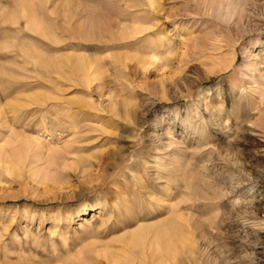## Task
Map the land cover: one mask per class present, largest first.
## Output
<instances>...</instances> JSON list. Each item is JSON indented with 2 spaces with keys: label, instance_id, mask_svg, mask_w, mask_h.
Returning <instances> with one entry per match:
<instances>
[{
  "label": "rangeland",
  "instance_id": "rangeland-1",
  "mask_svg": "<svg viewBox=\"0 0 264 264\" xmlns=\"http://www.w3.org/2000/svg\"><path fill=\"white\" fill-rule=\"evenodd\" d=\"M262 62L264 0H0V264H264L184 185L264 177Z\"/></svg>",
  "mask_w": 264,
  "mask_h": 264
},
{
  "label": "bare ground",
  "instance_id": "bare-ground-1",
  "mask_svg": "<svg viewBox=\"0 0 264 264\" xmlns=\"http://www.w3.org/2000/svg\"><path fill=\"white\" fill-rule=\"evenodd\" d=\"M47 61H48V59H47ZM44 63H46V61ZM263 64H258V66H259L258 71L260 73L257 75L252 74L250 76L251 84L248 86V88L251 89L253 86H256L257 82L259 83V84H257L258 87L257 86H256L257 88L254 87L255 89L249 95L251 97V95L253 96L256 94L258 96V98H260L261 102H264V95H263L264 94V71H262V69H264ZM83 70L87 71V68L83 67ZM249 92H250V90H249ZM250 101H252V100H249V98H248V100L246 101L247 106L250 104ZM249 106H252V103ZM244 116H246V115H244ZM248 120H249L251 126H259L260 132L264 134V123L260 124L258 121H251L252 119L251 120L248 119ZM260 132L257 135H260ZM199 157H200V160H202V156L199 155ZM224 159L226 160V163H228V164L232 163V165L234 164V162L230 161V159L228 157H224ZM234 161H236V160H234ZM234 165H233V167H234ZM149 166H151V165H149ZM230 167H231V165H230ZM204 168H203V170H204ZM238 168H240V166H238ZM241 168H240V170L235 171L236 174H233L232 172L229 171V173L223 175L220 180L218 179L219 181H216L217 180L216 179L215 182L210 180L211 175L207 176L205 174V172L202 170L201 172H199L200 176L198 175L195 179L193 178V180L186 179L185 180L186 183L184 185H185V188L189 189L190 192L193 193V195L197 198L196 200L200 201L197 204V206L199 208H200V206H202L204 208H211V207H213L215 205H219L223 202H229L232 206L231 209H232V211H234L233 213L236 216L232 220L235 223L239 224V226L241 227V230L244 232L243 234H245V236H249V237L253 238V237H256L257 234L264 233V177L262 176L263 177L262 179H257L251 173H248L247 171H245L246 168H244L243 170ZM160 178H162V176ZM147 197H148V195H147ZM156 199L159 201L164 200L160 196H157ZM165 199H168V197ZM134 219H135V223H137L139 221L137 216L129 215L126 219H123L122 223L129 225V223L133 222ZM220 221H222V220H220ZM163 222L164 221L162 220L158 223L142 224V225L138 224L134 229L126 231L125 233H123L122 235L117 237L116 241H119V242H141L144 240V238L146 237V234H148V232H150V230L153 227H156V226L159 227L160 225L163 224ZM159 223H162V224H159ZM214 224H215L214 226L217 227V224L216 223H214ZM230 226L231 225L228 224V227H230ZM165 239H167V238H164V240ZM168 242H170V241H168ZM173 242H174V240H173ZM253 244L255 245V247L257 246L256 243H253ZM170 245L172 246V244H170ZM168 249H170V248H168ZM158 251L164 253L166 250H164V248L158 246Z\"/></svg>",
  "mask_w": 264,
  "mask_h": 264
}]
</instances>
